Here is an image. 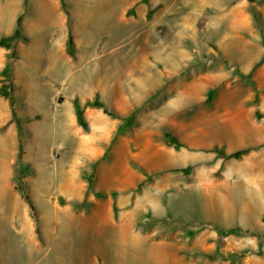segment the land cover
Masks as SVG:
<instances>
[{"label":"rangeland","instance_id":"obj_1","mask_svg":"<svg viewBox=\"0 0 264 264\" xmlns=\"http://www.w3.org/2000/svg\"><path fill=\"white\" fill-rule=\"evenodd\" d=\"M65 1L73 56L61 0H0V38L23 31L0 46L17 113L0 94V264H91L90 233L126 216L169 264H264V0ZM96 94L118 117L84 106ZM233 226L252 234L216 230Z\"/></svg>","mask_w":264,"mask_h":264},{"label":"crops","instance_id":"obj_2","mask_svg":"<svg viewBox=\"0 0 264 264\" xmlns=\"http://www.w3.org/2000/svg\"><path fill=\"white\" fill-rule=\"evenodd\" d=\"M108 218L110 221V216ZM111 225L115 227L113 231L97 230L90 233L91 237L97 238L89 241L94 249L91 264H169L168 252L170 248L173 249V245L170 247L168 240L159 238L158 229L146 230L132 216H126ZM48 233L44 232L45 239ZM55 234H58L57 229ZM146 250L147 255H144Z\"/></svg>","mask_w":264,"mask_h":264},{"label":"trees","instance_id":"obj_3","mask_svg":"<svg viewBox=\"0 0 264 264\" xmlns=\"http://www.w3.org/2000/svg\"><path fill=\"white\" fill-rule=\"evenodd\" d=\"M24 5L26 6L28 3V0H23ZM141 2L143 3H147L148 0H141ZM61 5L65 10V13L67 15V21L69 24V32H68V38H67V52L69 55L73 56L75 54V49H76V45H75V40H74V36L72 33V29H71V19H70V13L68 10V6H67V2L65 0H61ZM251 10L253 12V15L255 18H257V11L251 7ZM23 38V31H22V15L18 16L17 20H16V27L13 30V32L8 35V36H3L0 38V46H4V47H10L12 45V43L18 39ZM263 45H264V39H263ZM14 54L11 53V55L9 56V61L6 63V65L4 66V68L2 69L1 73L6 75V76H10L9 71L11 69V60L13 59ZM12 84L10 83L9 85H1L0 86V94L8 97L10 99V108H11V115L12 118L17 120V113H16V105H15V99L13 97V93L11 91V89H8V87H11ZM213 96V91L209 92V95L207 97V102H210L211 98ZM73 106H74V111H75V115H76V120L77 123L85 130L88 131L89 130V123L86 119L85 116V108L84 106L87 107H91V108H98V109H102L103 112L107 115L113 116V117H118V115L114 112L111 111L106 105L105 103L101 100L99 94H96L95 97L91 100H88L85 102L84 106L81 104L79 98H74L73 100ZM258 116L260 117H264V114L258 113ZM18 123V122H17ZM166 139H167V144L168 145H173L176 148H179L182 146V144L180 143V141L170 132H166L165 134ZM250 148H246V149H241V150H237L231 153H225L223 151L222 148H215V151L223 158L228 159V158H239L241 157L243 154H246L247 152H249ZM21 158H22V145H19V152H18V164H21ZM190 166L181 169V171L183 172H188L190 170ZM21 169V168H20ZM22 175H25V171L22 170ZM21 190V192L24 194L27 203L29 205V209L31 212V215L34 219L35 222V226H36V233L39 235L40 238H42V231L40 228V221H39V217H38V211L37 208L34 204V201L32 200L31 196L25 191V189L23 188H19ZM97 197H105L106 194L104 192H96L95 193ZM112 195L114 196L115 193H112ZM87 201H84L82 203H78L77 206L79 205V207L84 206L85 204L87 205ZM114 209L117 210V207L114 206ZM264 220V217H263ZM216 230L219 231L222 235L226 236V235H230V234H252L248 229H243L240 226H233L230 228H222V227H216Z\"/></svg>","mask_w":264,"mask_h":264},{"label":"bare ground","instance_id":"obj_4","mask_svg":"<svg viewBox=\"0 0 264 264\" xmlns=\"http://www.w3.org/2000/svg\"><path fill=\"white\" fill-rule=\"evenodd\" d=\"M105 17V19H112L111 18V16L110 15H106V16H104ZM173 19V18H172ZM95 21H98V18H96V20ZM139 22H141V21H139ZM143 25V24H142ZM181 26V25H180ZM222 26V25H221ZM182 27V26H181ZM161 48V47H160ZM119 180H121V178H119Z\"/></svg>","mask_w":264,"mask_h":264}]
</instances>
